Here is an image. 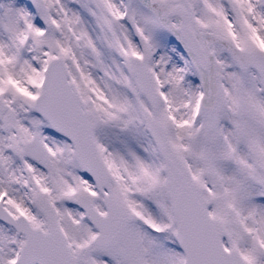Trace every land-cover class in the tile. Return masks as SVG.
<instances>
[{"label":"snow or ice","instance_id":"obj_1","mask_svg":"<svg viewBox=\"0 0 264 264\" xmlns=\"http://www.w3.org/2000/svg\"><path fill=\"white\" fill-rule=\"evenodd\" d=\"M0 264H264V0H0Z\"/></svg>","mask_w":264,"mask_h":264}]
</instances>
